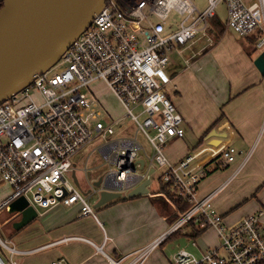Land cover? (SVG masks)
<instances>
[{
	"label": "built area",
	"instance_id": "1",
	"mask_svg": "<svg viewBox=\"0 0 264 264\" xmlns=\"http://www.w3.org/2000/svg\"><path fill=\"white\" fill-rule=\"evenodd\" d=\"M223 1L226 28L241 35L260 28L263 33L256 45L264 49V9L261 17L245 0H209L204 9L193 0H107L52 67L0 103V182L11 187L0 210L24 196L38 214L60 205L79 206L81 215L96 216L89 196L74 182L73 156L101 137L98 149L109 164L102 186L127 193L151 175L152 167L145 170L139 161L145 149L137 136L142 131L154 150L151 165H167L162 180L172 185L175 200L190 205L165 233L138 251L139 259L193 222L200 229L215 227L220 243L201 249L194 237L191 244L199 252L180 249L173 264H264V209L226 225L214 205L219 189L199 196L205 167L198 169L191 153L177 163L165 155L169 139L185 135L183 116L169 91L170 55L200 38L213 40L212 18ZM172 12L181 19L176 30L166 33ZM96 82L118 98L124 115L109 122L103 119L109 114ZM125 118L136 125L135 135L113 136ZM236 152L234 146L224 149L223 164L234 161ZM1 246L11 256L18 252L0 235V264H18L3 255ZM48 264L72 263L61 258Z\"/></svg>",
	"mask_w": 264,
	"mask_h": 264
},
{
	"label": "crops",
	"instance_id": "2",
	"mask_svg": "<svg viewBox=\"0 0 264 264\" xmlns=\"http://www.w3.org/2000/svg\"><path fill=\"white\" fill-rule=\"evenodd\" d=\"M246 2L262 17L264 0ZM259 31L260 28L241 35L223 28L219 38L213 33L211 42L208 40L186 57V65H182L177 55H170L168 67L172 76L169 91L183 116L185 135L171 137L165 146V155L170 163H177L191 153L195 156L194 165L198 169L205 167L206 174L198 183L199 196L219 189L214 205L228 226L264 209V74L255 64L256 57L264 51L256 45ZM214 51L224 58L222 68L211 55ZM199 54L211 56L216 68L202 79L195 69L199 58L194 59ZM188 81L196 84L201 93L190 97ZM103 86L102 83L95 85L97 89ZM213 124L212 129L223 133L217 144L208 137L210 132L205 135ZM231 146L237 149L235 160L224 165L222 151ZM152 155L139 156L142 165L145 161V170L152 167L148 193L113 199L95 208L96 216L81 215L79 206L52 207L38 214L28 223L29 227L25 228L27 224L21 228L27 231L18 240V252L12 256L7 253L8 259L19 255L21 264H48L61 258L72 264H112L117 260L121 264H132L136 260L137 264H173L174 259L165 251V243L171 237L152 248L141 260L138 257L139 250L149 247L171 227L178 211L173 187L161 180L162 175L157 189L150 187L157 169L151 165ZM73 164L72 173L76 170L84 191L92 187L91 182L98 181L99 178L88 180L90 170L81 178L77 163ZM262 228L264 230V223ZM189 230L191 232L190 227ZM210 230L217 231L209 227L196 236L201 249L220 243L211 245L213 241L205 237ZM194 248L199 252V248Z\"/></svg>",
	"mask_w": 264,
	"mask_h": 264
},
{
	"label": "water",
	"instance_id": "3",
	"mask_svg": "<svg viewBox=\"0 0 264 264\" xmlns=\"http://www.w3.org/2000/svg\"><path fill=\"white\" fill-rule=\"evenodd\" d=\"M107 0H0V103L20 91L33 78L52 67L91 23ZM264 74V51L255 59ZM223 133L212 129L208 137L219 143ZM225 136V133H224ZM143 165L145 161H142ZM74 182L82 189L76 170ZM91 181L92 176L87 175ZM150 178L143 180L127 193L104 189L103 177L91 182L83 192L89 197L98 195L93 203L98 208L116 198H127L148 193ZM21 218L14 222L19 230L38 216V211L24 196L13 200L7 207Z\"/></svg>",
	"mask_w": 264,
	"mask_h": 264
},
{
	"label": "rangeland",
	"instance_id": "4",
	"mask_svg": "<svg viewBox=\"0 0 264 264\" xmlns=\"http://www.w3.org/2000/svg\"><path fill=\"white\" fill-rule=\"evenodd\" d=\"M200 9H204L208 3L209 0H193ZM246 1V0H245ZM217 18L218 21L226 28V5L225 2H221L218 5L217 8ZM181 17L175 14L174 12L171 13L169 22L171 28L166 29V33H170L178 28L179 22H180ZM222 33L220 32L218 34V31H216V36H220ZM218 36V38H219ZM208 42L206 37H203L199 40H197L194 44H186L183 46L178 47L175 51L171 53L172 57L173 55H177L178 59L182 61V65H186L184 63V59L188 57L189 55H192L195 51L199 50L202 46H204ZM183 48V49H182ZM178 52V53H177ZM202 53V51L200 52ZM212 57L216 59V61L219 63V65L223 66V61L224 58L221 54L217 53V51L212 52ZM196 60L199 58V61L196 65L197 73H198V78L202 79L204 75L212 74L213 71L216 70L215 65L213 64V61L211 60L212 57L210 56H200L197 55L195 56ZM183 59V60H182ZM169 70V68H168ZM99 82V81H97ZM96 82V83H97ZM184 83V82H183ZM95 87V84H94ZM104 87V88H103ZM101 88H98V91L100 93L101 99L103 100V104L105 106L106 112L109 114L106 118L104 117L103 119L106 121H112L115 118H118L122 115H124L125 111L123 106L121 105L120 101L118 98L106 87L103 86ZM186 87L190 90L189 96L194 97L197 94H200L201 92L198 90L197 85L194 84L192 85L191 82L188 81ZM86 89V88H85ZM170 89V88H169ZM206 91V90H204ZM174 93V91H172ZM207 94V91H206ZM38 100H41L42 97L41 95H36ZM136 125L133 123V121L129 118H125L121 121V124L116 127V133L113 136H120L123 135L124 132H128L129 134H134L136 133ZM152 134H155V131L152 130ZM138 139L141 141L145 149L141 150L140 155H148L150 156L152 153H154L153 147L149 141V139L146 137V135L142 132L139 131L138 134ZM101 137H97L94 139L93 142H91L89 145H87L85 148L80 150L76 155L73 156L72 161L73 163H77V171L78 175L83 178V175L87 173L86 171H91V176L92 178H100V176L104 175L108 168L109 164L106 161L104 155L101 153V151L98 149V146L102 142ZM156 164V171L152 175V184L150 185L151 189H157L159 186V176L162 175V173L166 170L167 167L160 166L157 162ZM83 186V183H82ZM84 188V187H83ZM174 190V189H173ZM11 192V187L8 183L6 182H0V203L5 199L8 194ZM98 195H93L89 197L90 202L93 204L95 200H97ZM169 203H172V201L169 200ZM21 218V214L18 212H10L8 209L2 208L0 210V235L1 237L8 241L10 244H14L15 246L18 244V240L25 235L27 229L26 227H29L30 224L25 226L24 229H19L17 230L14 227V222L19 220ZM213 228V227H212ZM209 229V228H206ZM263 230V229H262ZM207 233L205 234V237H209L213 241L211 244L217 245L218 241H220V237L217 233V231H206ZM264 232V230H263ZM194 238L192 236L190 230H189V223L185 224L182 228H180L177 231V234L174 235L173 237L169 238L166 243H165V251L167 252L168 256L170 259H174L175 254L180 250V249H189L192 250L196 253L198 251L191 245V240ZM3 255L8 258L9 256L7 255L8 249L5 246H1ZM10 254V253H9ZM14 260H17L19 264V255H14L13 258Z\"/></svg>",
	"mask_w": 264,
	"mask_h": 264
},
{
	"label": "trees",
	"instance_id": "5",
	"mask_svg": "<svg viewBox=\"0 0 264 264\" xmlns=\"http://www.w3.org/2000/svg\"><path fill=\"white\" fill-rule=\"evenodd\" d=\"M2 5H3V3L0 2V8L2 7ZM212 22H213V33H215L216 31L220 32V31L223 30L224 26H222V24L218 21L217 15L212 18ZM262 33L263 32L260 30L259 33H258V39L262 36ZM213 126H214V124L212 125V127H210L208 129V131L205 133V135L210 132V130L213 128ZM168 185L170 187H172V185L170 183H168ZM188 207L189 206H188V202L187 201H185V200L184 201L183 200H179L178 201V211H177V213H175V217L172 220V223H174L177 220V218L179 217V214L181 212H183L184 210H186ZM189 227L191 228V232H192L191 234L194 237L198 236L204 230V229L197 228L193 222H190L189 223ZM176 234H177V232H175L170 237H173Z\"/></svg>",
	"mask_w": 264,
	"mask_h": 264
},
{
	"label": "bare ground",
	"instance_id": "6",
	"mask_svg": "<svg viewBox=\"0 0 264 264\" xmlns=\"http://www.w3.org/2000/svg\"><path fill=\"white\" fill-rule=\"evenodd\" d=\"M251 7V6H250ZM256 12V11H255Z\"/></svg>",
	"mask_w": 264,
	"mask_h": 264
}]
</instances>
